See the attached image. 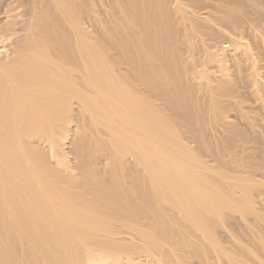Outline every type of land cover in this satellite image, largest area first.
<instances>
[{
	"label": "bare ground",
	"instance_id": "bare-ground-1",
	"mask_svg": "<svg viewBox=\"0 0 264 264\" xmlns=\"http://www.w3.org/2000/svg\"><path fill=\"white\" fill-rule=\"evenodd\" d=\"M214 1L100 0L110 3L104 14L93 0H0V264H192L199 256L189 235L203 227L200 210L219 218L225 209L212 206L199 177L171 165L166 112L189 118L200 97L188 87L213 101L229 82L221 62L200 83V70L187 68L201 36L217 31L224 43L208 44L205 66L213 50L242 66L253 59L240 37L256 35L244 16L223 30L243 7ZM181 35L190 52L179 50ZM66 145L74 171L60 158ZM97 161L122 162L134 179L115 183Z\"/></svg>",
	"mask_w": 264,
	"mask_h": 264
},
{
	"label": "rangeland",
	"instance_id": "rangeland-1",
	"mask_svg": "<svg viewBox=\"0 0 264 264\" xmlns=\"http://www.w3.org/2000/svg\"><path fill=\"white\" fill-rule=\"evenodd\" d=\"M221 1L242 4V14L234 20L233 26L221 28L227 32L236 30L243 23L239 19L240 16H244V23L253 26L256 35L245 32L244 38L240 37L243 44L241 51L253 60L249 64L243 62L242 66H237L226 54H216L217 52L213 50L210 52L213 56H209L214 63H206L205 66L204 63L209 57L205 56L204 49L208 48V44L223 46L224 43L217 31L211 33L202 29L204 30L202 33L205 31L211 33L210 35L207 32L205 36H201L203 40L205 39L203 43L207 47L201 42H194L196 45L193 46L192 53H188L191 55H186L187 68L190 71L195 70V67L197 71L200 70L203 76L200 83L205 82L207 77L211 80L215 73L217 74V70L214 71L212 68L221 65L219 63L221 62L229 73V82L213 90V101L210 94L204 95L205 90L203 92L201 89L188 87L189 97L196 99L199 94L201 101L199 100L195 110L189 112V118L166 112L169 125L174 131V135L167 138L166 145L174 138V150L169 153L167 147L165 149L168 151L171 165L176 164L178 160L181 163L179 168L183 167L187 173L199 177L198 184L208 188L215 196L212 206L216 209L219 207L225 209L219 218L200 210V213H203L200 218L203 227L198 228L195 235H189L191 241L198 247L199 256L189 257L187 262L264 264V0ZM99 2L100 0H93L94 9L104 14L111 13L110 3L108 6L105 2L103 5ZM125 3L122 2V5ZM87 4L93 8L88 1ZM116 5L118 14L121 6ZM118 22L124 25L122 20ZM183 38V35L179 37V50L190 52L191 49L185 48V44L182 45ZM198 63L200 65L203 63L201 69ZM101 136H105L104 132ZM66 141H73L71 134ZM59 150L60 158L71 171H74V158L70 148L66 145ZM98 157L99 154L96 155V160ZM96 163L100 167V172H106L115 183L129 182L130 176L132 177V173L136 171L134 168L124 166L122 162L109 167H103L104 163L101 161ZM179 223L185 227V221L182 223L179 220Z\"/></svg>",
	"mask_w": 264,
	"mask_h": 264
}]
</instances>
